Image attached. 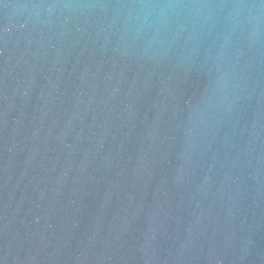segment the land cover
Returning a JSON list of instances; mask_svg holds the SVG:
<instances>
[{"label": "water", "instance_id": "water-1", "mask_svg": "<svg viewBox=\"0 0 264 264\" xmlns=\"http://www.w3.org/2000/svg\"><path fill=\"white\" fill-rule=\"evenodd\" d=\"M0 264H264V0H0Z\"/></svg>", "mask_w": 264, "mask_h": 264}]
</instances>
